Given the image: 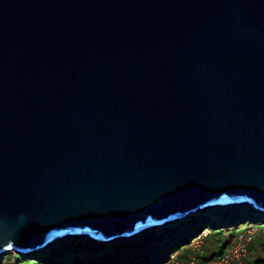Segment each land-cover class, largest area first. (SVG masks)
<instances>
[{"label": "water", "instance_id": "obj_1", "mask_svg": "<svg viewBox=\"0 0 264 264\" xmlns=\"http://www.w3.org/2000/svg\"><path fill=\"white\" fill-rule=\"evenodd\" d=\"M264 214V0H0V258Z\"/></svg>", "mask_w": 264, "mask_h": 264}, {"label": "trees", "instance_id": "obj_2", "mask_svg": "<svg viewBox=\"0 0 264 264\" xmlns=\"http://www.w3.org/2000/svg\"><path fill=\"white\" fill-rule=\"evenodd\" d=\"M188 221L178 223L159 232L146 233L141 239H136L137 241H134L135 246L131 248H129L130 244L126 246L129 242H118L114 243L115 245L105 246L96 245L97 247L89 248L92 246V242L83 239L85 241L84 246L79 249L50 248L45 253L46 256L39 261L35 259L23 261L19 260L21 259L19 254H10L5 258H0V264H165L173 254L179 255L190 251L193 241L203 231L212 229L215 234H220V236L221 234L232 233L229 236L232 238L237 231L236 228L239 226L242 228L244 224H253L257 227L264 226V216L250 206L230 209L215 208L207 213L197 214ZM152 236H156V244L160 243V245L155 246V249H151V244L148 245ZM228 242L224 244L223 250L228 247ZM118 245H121V249L116 248ZM79 254L83 257L80 258ZM259 261L260 264H264L263 260ZM245 263L257 264L250 260H246Z\"/></svg>", "mask_w": 264, "mask_h": 264}, {"label": "rangeland", "instance_id": "obj_3", "mask_svg": "<svg viewBox=\"0 0 264 264\" xmlns=\"http://www.w3.org/2000/svg\"><path fill=\"white\" fill-rule=\"evenodd\" d=\"M230 209V208H229ZM208 212V211H207ZM207 212H203V213H207ZM203 213H200V214H203ZM195 215H191L190 216V218H189V221L194 217ZM264 216V215H263ZM186 221H188V220H186ZM188 221V222H189ZM169 227H171V226H167V227H165V228H169ZM244 227V228H243ZM165 228H163V229H165ZM163 229H158V230H153V231H151V233L152 232H159V231H162ZM237 229V231H236V233H235V235L234 236H236L238 233L239 234H243L244 232H248V231H254L255 230V237L252 239L253 241L252 242H250L249 244H248V246H249V248H250V251H248V257H247V260H250L252 263H259L260 264V261L259 260H263L264 261V226H259V227H257V226H255V225H253V224H250V225H246V224H244V225H242V228H241V226H239L238 228H236ZM232 234V233H231ZM230 233H225V234H221V236H220V234H215L213 231H212V229H210L209 230V238L207 239V241L206 240H204V251L205 252H207L206 251V249H207V243H208V241H210L209 243L210 244H213V245H217L218 244V242H217V239H219V238H221V237H224L225 236V238H226V240H228L230 237V235H231ZM143 236H140V237H137L136 239L138 240V239H141ZM156 237V236H155ZM155 237H153L152 236V240L150 241V243L148 244V245H150V247H151V249H155V246L156 245H160V243L158 244H156V242H155V240H156V238ZM229 237V238H228ZM136 239H132V240H128V241H125V242H129V243H127L126 244V246L127 245H129V248H131L132 246H135V240ZM136 240V241H137ZM85 243V241L83 240V239H65V240H63V241H60L59 243H57V244H55V245H53L51 248L53 249H57V248H59V247H62V248H64V249H66V248H70V249H73V250H75V249H79V248H82V246H84L83 244ZM115 243H118V242H115ZM124 243V242H123ZM215 243V244H214ZM229 243V242H228ZM133 244V245H132ZM93 245H95V246H93ZM115 245V244H114ZM125 245V244H124ZM105 246V245H104ZM120 246V247H119ZM93 247H97L96 246V244H93L92 243V246H89V248H93ZM84 248V247H83ZM116 248H119V249H121V245H118ZM252 248V249H251ZM50 249V248H49ZM49 249H47V250H45V251H42V252H38V253H33L32 255H30L29 257H24V256H21V255H18V253H16V252H11L10 254H14V255H18L21 259H19V260H23V261H26V260H29V261H33L32 259H35V260H37V261H39L42 257H45L46 256V252L47 251H49ZM80 250H82V249H80ZM83 252V251H82ZM190 253V252H189ZM189 253H187V252H184V254H179V255H177V254H173L172 256H177V258L180 260L179 262H184V261H187V259H188V256H189ZM10 254H8V255H10ZM8 255H6V256H8ZM80 255V254H79ZM5 256V257H6ZM31 256H33V257H31ZM171 256V257H172ZM5 257H3V258H5ZM80 258L81 257H83V255H80L79 256ZM171 259V258H170Z\"/></svg>", "mask_w": 264, "mask_h": 264}, {"label": "built area", "instance_id": "obj_4", "mask_svg": "<svg viewBox=\"0 0 264 264\" xmlns=\"http://www.w3.org/2000/svg\"><path fill=\"white\" fill-rule=\"evenodd\" d=\"M255 233V230L248 231L229 238L228 247L221 254L210 258L204 264H244L248 257V251H250L248 244L253 241ZM208 238L209 230L198 235L193 241L187 261L179 262L180 260L174 255L165 264H199V258L206 256L204 240L207 241Z\"/></svg>", "mask_w": 264, "mask_h": 264}, {"label": "crops", "instance_id": "obj_5", "mask_svg": "<svg viewBox=\"0 0 264 264\" xmlns=\"http://www.w3.org/2000/svg\"><path fill=\"white\" fill-rule=\"evenodd\" d=\"M227 241L228 240H226L225 236L217 239V242H218L217 245L210 244L211 242L208 241V243H207L208 245H207V249H206L207 252H205L206 256L199 258V261H200L199 264H204L209 260V258H212L214 256L221 254L223 251L224 244H226ZM189 252L190 251H188L187 253H189ZM204 259H208V260H204ZM244 264H246V263H244Z\"/></svg>", "mask_w": 264, "mask_h": 264}, {"label": "clouds", "instance_id": "obj_6", "mask_svg": "<svg viewBox=\"0 0 264 264\" xmlns=\"http://www.w3.org/2000/svg\"><path fill=\"white\" fill-rule=\"evenodd\" d=\"M262 215V214H261ZM264 215V214H263ZM38 253V252H37ZM32 255V254H31Z\"/></svg>", "mask_w": 264, "mask_h": 264}]
</instances>
